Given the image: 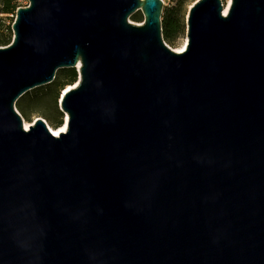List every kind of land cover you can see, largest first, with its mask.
<instances>
[{
	"label": "water",
	"instance_id": "water-1",
	"mask_svg": "<svg viewBox=\"0 0 264 264\" xmlns=\"http://www.w3.org/2000/svg\"><path fill=\"white\" fill-rule=\"evenodd\" d=\"M162 5L17 8L0 46V264H264V0H196L182 52ZM78 64L66 130L25 129L16 101Z\"/></svg>",
	"mask_w": 264,
	"mask_h": 264
},
{
	"label": "rangeland",
	"instance_id": "rangeland-1",
	"mask_svg": "<svg viewBox=\"0 0 264 264\" xmlns=\"http://www.w3.org/2000/svg\"><path fill=\"white\" fill-rule=\"evenodd\" d=\"M196 0H162V18L168 12L174 13L178 18H182L185 23L184 32L174 35L172 38H165L164 43L172 50L180 49L185 43H187V28L186 18L189 12V8ZM226 0H222L225 4ZM28 0H18V8L26 7ZM7 15L0 13V22L4 21L5 24H10L7 20ZM11 21H14L15 15H10ZM5 19V20H4ZM143 14L141 11L133 13L129 20L132 23H142ZM3 28L0 24V35ZM71 68H60L55 73V78L52 82L38 86L26 92L15 103V109L22 116L23 122L34 123L37 118L45 120L47 125L52 129H59L63 125L64 113L60 109V97L63 91L67 87H73L78 82V71L75 68L77 74V80L74 84H68L70 80ZM20 108L22 110H20Z\"/></svg>",
	"mask_w": 264,
	"mask_h": 264
},
{
	"label": "trees",
	"instance_id": "trees-1",
	"mask_svg": "<svg viewBox=\"0 0 264 264\" xmlns=\"http://www.w3.org/2000/svg\"><path fill=\"white\" fill-rule=\"evenodd\" d=\"M18 8V0H0V13L7 15V20L10 21V24H5L4 21H1L0 24L3 28V31L0 35V46L8 45L13 37L12 33V23L10 15H15ZM5 20V19H4ZM162 35L165 38H172L174 35L184 32L185 23L182 18H178L174 13L168 12L164 15L161 22ZM70 80L68 84H74L76 82L77 74L75 68H71ZM22 97V96H21ZM20 110H22L20 108Z\"/></svg>",
	"mask_w": 264,
	"mask_h": 264
},
{
	"label": "bare ground",
	"instance_id": "bare-ground-1",
	"mask_svg": "<svg viewBox=\"0 0 264 264\" xmlns=\"http://www.w3.org/2000/svg\"><path fill=\"white\" fill-rule=\"evenodd\" d=\"M230 1L231 0H226L225 1V4H224V14H226L227 13V10H228V8H229V6H230ZM185 46H186V43L180 48V49H177V50H174V51H176V52H182L184 49H185ZM79 64L77 65V67H76V69L78 70L79 69ZM76 85V84H75ZM74 85V86H75ZM71 87L69 86V87H67L64 91H63V93L64 92H66L68 89H70ZM64 118H65V123H63V125L59 128V129H52L51 127H50V129H51V131L53 132V134L55 135V136H58V134L60 133V132H64L65 130H66V121H67V115H64ZM29 123H26V122H24V126H25V129H28L29 128ZM49 126V125H48Z\"/></svg>",
	"mask_w": 264,
	"mask_h": 264
}]
</instances>
